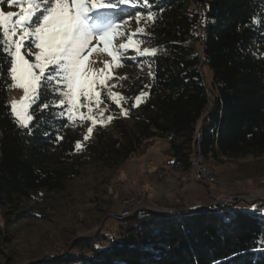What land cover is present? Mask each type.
Returning <instances> with one entry per match:
<instances>
[{
    "label": "trees",
    "instance_id": "trees-1",
    "mask_svg": "<svg viewBox=\"0 0 264 264\" xmlns=\"http://www.w3.org/2000/svg\"><path fill=\"white\" fill-rule=\"evenodd\" d=\"M128 5L115 9L113 21L136 19L144 30L139 42L155 55L120 57L129 70L138 67L120 86L127 118L94 127L88 139V127L60 104L51 71L29 108V127L18 126L9 103L12 56L0 28V223L35 217L23 212L25 201L63 190L87 164L118 167L156 139L167 141L170 165L186 172L197 152L200 162L214 163L264 156V0ZM108 221L117 224L108 235L75 239L63 254L34 264H264V221L237 206L190 205L172 214L140 208Z\"/></svg>",
    "mask_w": 264,
    "mask_h": 264
},
{
    "label": "rangeland",
    "instance_id": "rangeland-1",
    "mask_svg": "<svg viewBox=\"0 0 264 264\" xmlns=\"http://www.w3.org/2000/svg\"><path fill=\"white\" fill-rule=\"evenodd\" d=\"M20 3L22 0H16L11 5L4 4L5 9L1 11L19 14L20 8L17 5ZM128 6L122 5V11ZM114 12L115 10H100L99 14L110 17L117 25L118 32L112 46L118 48L120 44L127 42L130 34H137L140 26L136 19L131 18L114 22L112 18ZM1 30L3 33L2 28ZM4 37L12 56L13 67L15 63L13 41H19L20 36ZM134 39L139 41L137 35ZM35 44L34 36L24 37L21 54L31 63H36L35 55L40 51ZM93 44H97V41L94 40ZM98 48L102 49L103 45L100 44ZM139 48L141 51L144 49L142 43H139ZM120 51V57L134 58L138 55L137 51L131 49ZM104 62L113 63L106 52L98 50L90 56L88 68L99 72ZM129 68L122 64L119 67L113 64L110 69L112 78L106 81L108 86L117 85L111 88L112 92L124 96L120 90L123 79L120 78H126L128 71L138 69V67H133L131 70ZM35 71L39 74L38 69ZM108 71L105 69L106 73ZM51 73V79L58 81L57 73ZM205 79L209 81L206 72ZM12 82L10 107L14 101L19 102L24 96L23 90L14 87L15 82L13 80ZM59 85L62 91H67L66 87ZM95 89L101 93V99L104 101L99 108L95 105L94 99L89 104V101L81 95L78 104L84 106L73 108L71 114L68 112V99L62 95L66 114L68 117L71 115L72 122L93 129L97 126L108 128L115 117L127 118V114H124V111L127 112L126 99L118 106L107 95L109 87L97 83ZM137 96H140L142 101L141 94ZM135 97L132 98L134 105H136ZM34 100L35 96L29 102V108ZM88 106L92 107L91 113L88 111ZM100 110L104 111L103 117L99 115ZM13 115L16 119L14 113ZM88 115H92L98 123L93 125L90 120L81 119V116ZM108 116L112 117L110 122L106 119ZM100 120H104V123H99ZM197 156L198 152L191 156V168L187 172L183 171L179 166L170 165L167 141L156 139L118 167L111 168L101 163L87 164L81 174L68 182L63 190L41 192L23 203V212L30 211L36 215L35 217L21 213L14 220H4V224L0 223V264H34L44 256L63 254L65 250L70 249L75 239L93 233L108 235L107 231L110 229L113 232L117 225L116 222L108 221L110 216L120 220L140 208L158 212H176L190 205L206 207L215 199L222 197L258 195L264 191V156L258 159L220 158L216 163L200 162ZM202 168L212 175L213 182L201 177ZM237 208L243 209L241 205ZM253 209L254 207L250 208L251 211Z\"/></svg>",
    "mask_w": 264,
    "mask_h": 264
},
{
    "label": "snow or ice",
    "instance_id": "snow-or-ice-1",
    "mask_svg": "<svg viewBox=\"0 0 264 264\" xmlns=\"http://www.w3.org/2000/svg\"><path fill=\"white\" fill-rule=\"evenodd\" d=\"M0 2L11 5L16 0ZM129 3L130 0H22V3L17 5L20 8L19 14L0 11V28L3 29L4 36L9 38L20 36L19 41H13L15 63L11 69L12 80L15 82L13 86L22 89L24 93L21 101H14L11 105L18 126L27 129L33 120V116L28 112L29 102L34 99L41 78L46 77L48 71L57 73L58 84L66 87L67 91H62L61 94L68 99L70 114L73 108L84 106L78 104L81 95L89 104L94 99L95 105L99 108L104 101L101 99V93L95 89L97 83L109 87L107 95L118 106L126 99L123 95L111 91V88L117 87L116 84L106 85V81L112 78L110 69L113 64L117 67L121 65L120 50L131 49L141 56L155 55V51L147 48L141 51L140 42L134 39L136 33L130 34L127 42L120 44L118 48L113 47L112 42L118 32L117 25L110 17L99 13L100 10H115L118 6ZM148 19L151 20L152 16L149 15ZM143 31L138 29L140 33ZM33 36L36 39L35 47L40 50L35 55L36 63H31L21 54L24 37ZM94 40L97 41L95 45ZM100 44L103 45L102 49L98 48ZM98 50L106 52L113 63L104 62L103 68L96 72L88 68V62L90 56ZM36 69L39 70V74ZM105 69L109 71L106 73ZM145 95L147 94H141ZM135 101L138 105L141 103V97H135ZM60 104H64V101L61 100ZM88 111L92 112L91 106H88ZM124 114L127 112L124 111ZM99 115L103 117L104 111L100 110ZM81 119L90 120L93 125L98 123L92 115L81 116ZM106 119L110 122L112 117L108 116ZM99 123L103 124L104 120H100ZM92 131L93 128L88 127L84 139H88ZM81 147L82 144L77 142L76 148Z\"/></svg>",
    "mask_w": 264,
    "mask_h": 264
},
{
    "label": "built area",
    "instance_id": "built-area-1",
    "mask_svg": "<svg viewBox=\"0 0 264 264\" xmlns=\"http://www.w3.org/2000/svg\"><path fill=\"white\" fill-rule=\"evenodd\" d=\"M199 140V135H197ZM201 177L205 180L213 182V177L211 174L207 173L203 168L201 171ZM241 205L243 210L255 214L257 217L261 218L264 221V191L258 195L247 194L246 196H231V197H222L215 199L213 203L206 206L209 210H218L222 206H238ZM251 207H254L253 211L250 210ZM169 214L174 212L167 211Z\"/></svg>",
    "mask_w": 264,
    "mask_h": 264
}]
</instances>
